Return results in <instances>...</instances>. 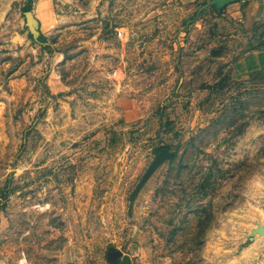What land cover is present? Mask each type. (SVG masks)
I'll return each instance as SVG.
<instances>
[{
    "label": "rangeland",
    "instance_id": "1",
    "mask_svg": "<svg viewBox=\"0 0 264 264\" xmlns=\"http://www.w3.org/2000/svg\"><path fill=\"white\" fill-rule=\"evenodd\" d=\"M0 264H264V0H0Z\"/></svg>",
    "mask_w": 264,
    "mask_h": 264
},
{
    "label": "water",
    "instance_id": "2",
    "mask_svg": "<svg viewBox=\"0 0 264 264\" xmlns=\"http://www.w3.org/2000/svg\"><path fill=\"white\" fill-rule=\"evenodd\" d=\"M166 154V151H163L161 155H165Z\"/></svg>",
    "mask_w": 264,
    "mask_h": 264
}]
</instances>
